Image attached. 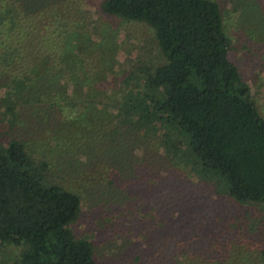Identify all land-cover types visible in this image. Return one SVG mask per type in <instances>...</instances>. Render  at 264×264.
Segmentation results:
<instances>
[{"label":"rangeland","instance_id":"1","mask_svg":"<svg viewBox=\"0 0 264 264\" xmlns=\"http://www.w3.org/2000/svg\"><path fill=\"white\" fill-rule=\"evenodd\" d=\"M102 1L80 0L74 9L83 11L95 40H108L105 64L102 51L87 47L92 60L82 63L81 73L92 87L82 92L70 81L60 98L79 132L95 126L97 135L86 133L78 142L82 148L70 140L75 127L63 131L59 125L56 133L48 114L52 103L45 100L46 109H34L39 83L0 71V143L20 138L35 161L48 163L50 180L82 195L83 208L71 226L94 241L98 264H264V205L219 194L216 176L190 166V151L169 146L161 122L144 121L139 109L123 105L129 103L132 74L164 59L151 26L106 14ZM217 1L231 39L230 57L264 115V0ZM0 60L17 63L8 49ZM141 81L136 93L151 95ZM47 87L54 97L53 86ZM19 256L20 247L0 243V264H18Z\"/></svg>","mask_w":264,"mask_h":264},{"label":"trees","instance_id":"2","mask_svg":"<svg viewBox=\"0 0 264 264\" xmlns=\"http://www.w3.org/2000/svg\"><path fill=\"white\" fill-rule=\"evenodd\" d=\"M79 2L0 0V58L8 49L17 61L0 60V71L16 81L26 75L39 83L42 91H37L34 109L52 103L48 114L56 133L59 125L63 131L80 129L71 123L69 106L60 98L70 81L79 83L81 91L92 87L81 73L82 63L92 60L86 48L102 51L100 58L104 55V64L106 60L108 40L92 37L83 24V11L74 9ZM101 7L108 15L151 26L164 59L132 74L129 103L123 105L130 111L139 109L136 114L144 121L161 122L169 146L185 154L190 151V166L197 165L202 175L216 176L219 194L264 205V115L250 83L230 57L231 39L220 2L103 0ZM140 81L151 95L136 93ZM94 128L71 133L70 140L78 143L90 131L97 135ZM172 131L178 132L175 140ZM47 165L45 160L35 161L20 138L0 143V243L20 247L18 264H98L94 241L71 226L83 208L82 195L50 180Z\"/></svg>","mask_w":264,"mask_h":264}]
</instances>
